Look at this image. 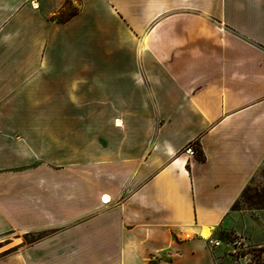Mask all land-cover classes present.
<instances>
[{"label":"crops","instance_id":"crops-1","mask_svg":"<svg viewBox=\"0 0 264 264\" xmlns=\"http://www.w3.org/2000/svg\"><path fill=\"white\" fill-rule=\"evenodd\" d=\"M64 2L0 0V264H218L264 162V0Z\"/></svg>","mask_w":264,"mask_h":264},{"label":"rangeland","instance_id":"rangeland-1","mask_svg":"<svg viewBox=\"0 0 264 264\" xmlns=\"http://www.w3.org/2000/svg\"><path fill=\"white\" fill-rule=\"evenodd\" d=\"M76 1V2H75ZM77 6V0H65L61 14ZM58 11L51 13L57 14ZM59 15V14H58ZM97 121H91L96 126ZM229 215L227 229H218L220 243L214 252L218 264H264V162L259 166ZM13 236V235H11ZM31 235L27 240H32Z\"/></svg>","mask_w":264,"mask_h":264},{"label":"trees","instance_id":"trees-1","mask_svg":"<svg viewBox=\"0 0 264 264\" xmlns=\"http://www.w3.org/2000/svg\"><path fill=\"white\" fill-rule=\"evenodd\" d=\"M77 12H78V9L76 7H72L70 10L66 11L65 14H61V12L59 10V12L57 14H53L51 18L57 20L58 22H64L67 19H69L70 17H72L73 15H75ZM192 143H193V145L191 144L192 145L191 147H192V150H193L194 157L197 160H199V161H203L205 159V156L203 154V151H202L201 147L199 146L198 141H193ZM235 203L233 204V206L235 205ZM260 250L264 251V245L260 247Z\"/></svg>","mask_w":264,"mask_h":264},{"label":"bare ground","instance_id":"bare-ground-1","mask_svg":"<svg viewBox=\"0 0 264 264\" xmlns=\"http://www.w3.org/2000/svg\"><path fill=\"white\" fill-rule=\"evenodd\" d=\"M117 122H119V123H117ZM115 123H116V125H120L121 122L119 120H116ZM103 197H104L105 200L107 199L106 196H103ZM210 234H211V232L209 230H203L201 232V235L205 239L209 238L210 237Z\"/></svg>","mask_w":264,"mask_h":264},{"label":"built area","instance_id":"built-area-1","mask_svg":"<svg viewBox=\"0 0 264 264\" xmlns=\"http://www.w3.org/2000/svg\"><path fill=\"white\" fill-rule=\"evenodd\" d=\"M188 150L191 151L190 148H189ZM102 201H103V202L106 201V200L104 199V197H102ZM210 243H211L213 246H218L220 242H219L218 240L214 239V240H210Z\"/></svg>","mask_w":264,"mask_h":264},{"label":"snow or ice","instance_id":"snow-or-ice-1","mask_svg":"<svg viewBox=\"0 0 264 264\" xmlns=\"http://www.w3.org/2000/svg\"><path fill=\"white\" fill-rule=\"evenodd\" d=\"M117 123H119V122H117Z\"/></svg>","mask_w":264,"mask_h":264}]
</instances>
